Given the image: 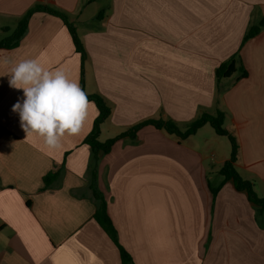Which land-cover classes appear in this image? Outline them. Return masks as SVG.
Instances as JSON below:
<instances>
[{
  "label": "crops",
  "instance_id": "crops-1",
  "mask_svg": "<svg viewBox=\"0 0 264 264\" xmlns=\"http://www.w3.org/2000/svg\"><path fill=\"white\" fill-rule=\"evenodd\" d=\"M34 5L66 13L76 29L87 55L82 89L110 108L99 142L148 120L182 130L220 111L239 146L236 172L264 198V25L242 44L250 26L264 24V0H0V35ZM237 53L247 76L217 84L216 69ZM32 58L81 86L80 56L57 17L33 14L19 45L0 49V264H121L94 220L82 142L95 111L59 150L26 137L12 111L23 91L3 75ZM207 126L179 140L146 125L100 156L95 185L132 264H264V222L246 193L223 182L230 144L203 137ZM48 173L59 177L43 189Z\"/></svg>",
  "mask_w": 264,
  "mask_h": 264
},
{
  "label": "trees",
  "instance_id": "trees-1",
  "mask_svg": "<svg viewBox=\"0 0 264 264\" xmlns=\"http://www.w3.org/2000/svg\"><path fill=\"white\" fill-rule=\"evenodd\" d=\"M35 13H45L57 17L63 22V24L67 28L71 36L75 51L80 56L82 88L83 68L87 58L86 51L83 47L80 38L77 35L74 25L69 21L67 14L60 10L41 5H34L20 18L13 32L8 37H5L4 39L0 40V49H13L19 45L20 41L26 34L29 20ZM102 14L103 12H99L95 19L99 21L102 17ZM262 25L264 24L260 23L259 27L250 26L243 37L242 44L255 37L259 33ZM237 71H239L240 73V78H245L247 76L246 71L242 68V65L240 63L238 53L231 57L228 61L221 64L216 69L215 79L217 84L222 79H227L231 77ZM221 92L222 91L218 89V93ZM88 99L94 102L95 107L98 110V115L93 121L92 129L89 135L82 142L84 145H87L90 149L88 173L92 183L91 190L93 193V200L96 208L94 220L109 236V238L117 245L120 253L121 264H132V260L130 256L125 252V250L121 248L116 241L115 230L107 214L106 202L95 185L97 180L98 161L100 156L106 155L110 152L113 144L117 140L122 139L124 137L133 138L135 136V133L140 128L146 125H151L157 130H163L167 134L174 135L179 140H184L194 135L203 126L209 125L217 136L226 138L230 144V157L229 160H227L220 168L219 175L223 178V182L231 181L237 191L246 193L249 201L257 208V222H264V198H258L254 192L252 183L241 178L235 170L234 165L237 161L239 146L236 138L223 127L225 119L224 113L220 111L216 112V114L214 115L203 113L199 118L188 124L182 130L174 122L169 120H148L130 128L128 131L119 135L116 138L109 139L101 143L98 140L100 134V127L102 123H104L108 119L110 115V108L107 106L105 101L98 95L88 96ZM58 177L59 174L57 173H48L46 176H44L43 189H48L49 187H51L53 183L56 182ZM219 187L220 186L210 188L211 193L214 197L217 191L219 190Z\"/></svg>",
  "mask_w": 264,
  "mask_h": 264
},
{
  "label": "clouds",
  "instance_id": "clouds-1",
  "mask_svg": "<svg viewBox=\"0 0 264 264\" xmlns=\"http://www.w3.org/2000/svg\"><path fill=\"white\" fill-rule=\"evenodd\" d=\"M5 75L10 87L23 91V101L12 111L19 114L26 137L38 136L50 150L61 149L66 137L79 136L93 112L98 115L79 81L62 68L51 70L38 59H22Z\"/></svg>",
  "mask_w": 264,
  "mask_h": 264
},
{
  "label": "rangeland",
  "instance_id": "rangeland-1",
  "mask_svg": "<svg viewBox=\"0 0 264 264\" xmlns=\"http://www.w3.org/2000/svg\"><path fill=\"white\" fill-rule=\"evenodd\" d=\"M99 1H100V0H98V2H99ZM99 4H100V3H99ZM96 9H98V10H96V11L98 12L100 8H99V7H96ZM97 12H96V13H97ZM15 28H16V26H15ZM15 28H13V26H12V29H11L10 32H8V34H1V35H0V40H1V39H4L5 37H8V36L13 32V30H14ZM207 132H209V133L207 134ZM202 134H203L202 136L205 137V138H206V137H209V136H215V135H214V131L212 130V128H211L210 126H207L206 129H205V131L202 132ZM220 140H222V142H224V143L226 144V146L229 147V142H228V140H227L226 138H223V137H222V138H220Z\"/></svg>",
  "mask_w": 264,
  "mask_h": 264
}]
</instances>
